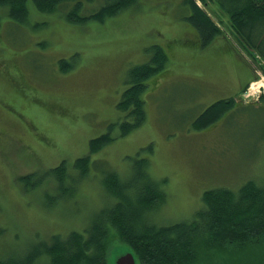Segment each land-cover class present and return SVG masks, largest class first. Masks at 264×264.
<instances>
[{"label": "rangeland", "instance_id": "rangeland-1", "mask_svg": "<svg viewBox=\"0 0 264 264\" xmlns=\"http://www.w3.org/2000/svg\"><path fill=\"white\" fill-rule=\"evenodd\" d=\"M182 1L140 0L104 23L86 24L68 23L65 8L40 13L32 0L29 21L20 24L0 6V258L54 233L83 230L113 202L100 169L80 184L77 196L57 193L54 183L26 191L18 181L88 155L90 140L122 119L117 105L129 87V70L148 62L154 46L164 48L168 62L147 81L146 122L92 161L106 162L126 179L138 160L149 158V175L165 193L150 214L160 226L192 219L207 190L237 191L248 181L264 187V102L242 93L251 77V83L261 80L258 90L264 84V62L240 50L219 10L208 9L224 35L201 47ZM64 59H74V68L64 72ZM228 98H235L234 108L212 126L194 129L210 105ZM149 145L153 154L143 150ZM229 237L215 248L202 247L193 264L264 259V235ZM110 246L109 264H117L128 247L117 238Z\"/></svg>", "mask_w": 264, "mask_h": 264}, {"label": "trees", "instance_id": "trees-1", "mask_svg": "<svg viewBox=\"0 0 264 264\" xmlns=\"http://www.w3.org/2000/svg\"><path fill=\"white\" fill-rule=\"evenodd\" d=\"M32 1L40 13L53 14L65 8L64 18L70 24H86L89 21L104 23L140 2ZM182 3L189 11L184 19L197 31L201 47L210 45L217 36L224 35L222 26L208 11L217 13L216 10H219L227 16L229 30L240 50L251 56L257 64L264 62V0H183ZM89 4H96L95 9L85 13ZM0 6L8 10V15L16 23L29 21L27 0H0ZM219 19L222 23L223 19ZM149 51L153 53L148 62L129 70V87L117 105L118 110L124 114L122 119L110 124L106 133L90 140L88 155L78 157L72 165L63 160L44 173L24 175L18 181L25 190L33 191L54 183V191L57 193L71 191L77 196L80 184L90 176L93 169L98 173L100 169L102 181L108 193L112 194L113 202L96 212L83 230L73 229L35 240L0 258V264H109L110 242L113 238L123 241L137 262L193 264L199 258L200 249L203 251L204 248L223 245V242L231 238L230 234L237 237L240 235L246 241L264 235V187L255 181H248L237 191L230 188L207 190L202 197V208L192 219L160 226L151 220L150 214L158 201L165 198V193L162 185L153 181L149 175V158L138 160L134 173L126 179L114 168H109L106 162L92 161V155L103 151L117 139L128 136L146 122L144 93L148 87L147 81L163 71L168 62L163 47L154 46ZM71 60L73 62L65 59L60 62L64 72L74 68V59ZM250 83L243 88L242 93ZM234 101L235 98L221 99L210 105L196 119L194 129L201 130L218 122L234 108ZM258 101L264 102V96ZM143 150L154 153L153 145ZM140 180L143 182L140 183Z\"/></svg>", "mask_w": 264, "mask_h": 264}, {"label": "water", "instance_id": "water-1", "mask_svg": "<svg viewBox=\"0 0 264 264\" xmlns=\"http://www.w3.org/2000/svg\"><path fill=\"white\" fill-rule=\"evenodd\" d=\"M137 260L134 256V254L128 249L127 253L120 256L117 260V264H137Z\"/></svg>", "mask_w": 264, "mask_h": 264}, {"label": "built area", "instance_id": "built-area-1", "mask_svg": "<svg viewBox=\"0 0 264 264\" xmlns=\"http://www.w3.org/2000/svg\"><path fill=\"white\" fill-rule=\"evenodd\" d=\"M261 81V80H260ZM260 81H256V82H254L251 86H250V88L248 89V91L246 92V97L248 98L249 96H250V94H251V92L253 91V90H255V88H257V90H258V84H260ZM263 85L264 84H262L261 86H259V90H258V92L254 95V96H256V95H258V94H260V93H264V87H263ZM254 92H256V91H254ZM253 96V97H254Z\"/></svg>", "mask_w": 264, "mask_h": 264}, {"label": "bare ground", "instance_id": "bare-ground-1", "mask_svg": "<svg viewBox=\"0 0 264 264\" xmlns=\"http://www.w3.org/2000/svg\"><path fill=\"white\" fill-rule=\"evenodd\" d=\"M256 90V89H255ZM258 92V90L256 91V92H254V90L251 92V94H250V96L249 97H253L256 93ZM262 95H264V93L262 92V93H260V94H258V95H256V99L255 100H253V101H258L259 99H260V97L262 96ZM255 97V96H254Z\"/></svg>", "mask_w": 264, "mask_h": 264}, {"label": "crops", "instance_id": "crops-1", "mask_svg": "<svg viewBox=\"0 0 264 264\" xmlns=\"http://www.w3.org/2000/svg\"><path fill=\"white\" fill-rule=\"evenodd\" d=\"M251 80H252V77H251V79L248 81V83H249ZM248 83H247V84H248Z\"/></svg>", "mask_w": 264, "mask_h": 264}]
</instances>
